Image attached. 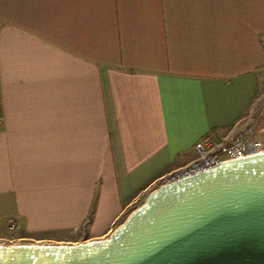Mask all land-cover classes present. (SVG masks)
<instances>
[{"label":"crops","instance_id":"1","mask_svg":"<svg viewBox=\"0 0 264 264\" xmlns=\"http://www.w3.org/2000/svg\"><path fill=\"white\" fill-rule=\"evenodd\" d=\"M262 72L264 0H0V218L106 239L252 121Z\"/></svg>","mask_w":264,"mask_h":264},{"label":"water","instance_id":"2","mask_svg":"<svg viewBox=\"0 0 264 264\" xmlns=\"http://www.w3.org/2000/svg\"><path fill=\"white\" fill-rule=\"evenodd\" d=\"M0 264H264V153L160 186L106 239L0 246Z\"/></svg>","mask_w":264,"mask_h":264},{"label":"built area","instance_id":"3","mask_svg":"<svg viewBox=\"0 0 264 264\" xmlns=\"http://www.w3.org/2000/svg\"><path fill=\"white\" fill-rule=\"evenodd\" d=\"M2 125L3 111L0 102V128ZM193 149L195 158L186 166L163 177V185L215 168L225 162L263 154L264 127L262 129L259 127L256 132H253L252 128L248 129L224 141H217L212 136H206L198 141ZM6 225L7 229L14 235L13 240H16L15 236L20 228L18 219L14 217L6 218ZM39 245H42V243Z\"/></svg>","mask_w":264,"mask_h":264},{"label":"rangeland","instance_id":"4","mask_svg":"<svg viewBox=\"0 0 264 264\" xmlns=\"http://www.w3.org/2000/svg\"><path fill=\"white\" fill-rule=\"evenodd\" d=\"M262 81L260 84V100L256 102L253 110L252 121L246 124L245 128L238 131V134L245 132L248 129L252 128L253 132H256L260 127H264V72H262ZM237 134V135H238ZM233 137V136H232ZM144 200L138 201L131 209L126 211L120 218L118 224L119 226L126 220L127 216L132 212V210L139 207ZM13 234L7 229L6 218H0V246H13V245H71L78 244L83 241L82 233H67V234H57L55 236H43L37 237L32 235H27L21 230H19L15 236L16 240H13ZM52 239V240H46ZM46 240V241H45ZM41 241V242H40Z\"/></svg>","mask_w":264,"mask_h":264},{"label":"trees","instance_id":"5","mask_svg":"<svg viewBox=\"0 0 264 264\" xmlns=\"http://www.w3.org/2000/svg\"><path fill=\"white\" fill-rule=\"evenodd\" d=\"M93 210L89 212V216L87 217V220L84 223L83 230H86V227L90 224L91 218H92Z\"/></svg>","mask_w":264,"mask_h":264}]
</instances>
